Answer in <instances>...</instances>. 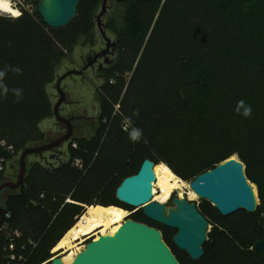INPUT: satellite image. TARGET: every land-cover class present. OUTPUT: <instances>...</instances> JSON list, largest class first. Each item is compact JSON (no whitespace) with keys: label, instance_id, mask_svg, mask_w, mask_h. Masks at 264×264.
Returning a JSON list of instances; mask_svg holds the SVG:
<instances>
[{"label":"trees","instance_id":"trees-1","mask_svg":"<svg viewBox=\"0 0 264 264\" xmlns=\"http://www.w3.org/2000/svg\"><path fill=\"white\" fill-rule=\"evenodd\" d=\"M23 2L19 17L0 13V71L9 89L0 95V184L26 148L45 140L42 126L54 117L52 86L80 44L96 46L103 0H80L63 29L44 23L39 0ZM108 7L104 18L117 59L104 72L101 134L77 140L70 163L57 173L29 166L21 188L2 204L11 229L22 234L19 244H36L23 252L26 264L52 258L86 206H118L103 195L114 196L144 160L194 180L232 157L244 163L260 205L254 214L228 217L201 205L212 229L200 261L176 248L174 230L142 212L137 220L162 232L180 264H264V252L253 250L264 239V0H109ZM14 88L23 90L19 102ZM240 100L251 116L235 111ZM124 117L142 129L140 141L123 130Z\"/></svg>","mask_w":264,"mask_h":264},{"label":"water","instance_id":"water-1","mask_svg":"<svg viewBox=\"0 0 264 264\" xmlns=\"http://www.w3.org/2000/svg\"><path fill=\"white\" fill-rule=\"evenodd\" d=\"M108 1L103 0L101 9L95 16V23L97 32L106 43L101 56L110 55L115 58L117 42L109 37L104 18L109 8ZM79 3L80 0H39L38 11L47 26L63 29L75 19ZM114 58L109 65L114 62ZM81 73L82 71H69L57 77L56 85L62 98L54 106V115L59 122H68L59 114L64 99V93L60 90L61 83L66 78ZM69 138L70 133L54 143L26 148L19 157L20 172L17 182L3 183L0 185V193L21 188L30 156L52 151ZM67 164L68 162H62L59 169ZM156 166L154 161L144 160L138 173L125 178L117 188L116 200L129 208L141 209L147 219L174 230L172 241L176 248L187 254L192 261H200L205 256L204 246L209 241L210 222L201 214L198 205L186 197H172L170 204L153 201L157 182L154 171ZM190 188L200 200L211 203L224 217L240 211L254 214L259 206L258 193L246 176V167L236 157L198 175L190 183ZM6 213V209L0 205V226ZM80 219L81 217L78 221ZM262 222L264 225V216ZM253 250L264 252V239L255 243ZM50 264H180V262L165 243L160 230L128 218L114 235L105 234L88 241L71 263H65L62 257H57Z\"/></svg>","mask_w":264,"mask_h":264},{"label":"flooded vegetation","instance_id":"flooded-vegetation-1","mask_svg":"<svg viewBox=\"0 0 264 264\" xmlns=\"http://www.w3.org/2000/svg\"><path fill=\"white\" fill-rule=\"evenodd\" d=\"M105 48L106 46L88 48L89 50L87 53L82 52V55L79 57L82 65H76L78 60L74 59V63L67 65L65 67V71L62 70L60 73L61 75H64L69 71H82L80 75H72L63 80L60 86V90L64 93V99L62 105L60 106L59 114L62 119L68 122H59L55 115H53L54 117L45 123V127L47 129L45 140L35 147L54 143L57 140L66 137L69 133L70 138L52 151L30 156L28 158V165L30 167L39 165L45 170L57 173L60 170L59 168L62 162L70 163V149L71 147H77L75 143L77 140H94L101 134L106 122L103 115L102 99V88L106 86V76L104 72L114 63L113 62L111 65L108 64L111 60H113L110 55L101 56V53L105 50ZM90 63H92V65H89ZM51 95L55 104L62 98L56 83L52 86ZM90 131L92 132V135L90 138H87L86 134ZM18 190L6 191L11 194L12 192H17ZM116 190L114 196L110 190L108 193L103 195V198L106 201L113 203L114 198L116 199ZM204 203L209 202L201 200L199 205L197 204L198 208ZM209 204L213 207L211 203ZM111 206L124 209L127 211V216L130 219L139 222L137 219L141 216V209H133L121 204L118 206L110 205L108 207ZM90 240L93 239H89L87 241Z\"/></svg>","mask_w":264,"mask_h":264},{"label":"bare ground","instance_id":"bare-ground-1","mask_svg":"<svg viewBox=\"0 0 264 264\" xmlns=\"http://www.w3.org/2000/svg\"><path fill=\"white\" fill-rule=\"evenodd\" d=\"M2 3H6L7 7H0V13L9 14L12 17L20 16V11L17 10L9 0H2ZM14 13H18V15H15ZM156 177L157 182L155 183L154 196L155 194L156 196L159 195L158 190H160L162 194L160 196L162 204H165V202L170 199L173 190L181 189L186 186V184L179 180L168 168L157 167ZM187 186L191 189L190 185ZM86 209L87 211L77 224L54 248L55 253H61L62 250L67 249L72 244L79 243L85 238H99L101 235L105 234L114 235L119 230L128 215L127 211L115 206L107 208L103 206H89ZM82 246H78L77 251H80ZM76 255L77 254L75 252H71V254L64 258L63 261L65 263H71Z\"/></svg>","mask_w":264,"mask_h":264},{"label":"rangeland","instance_id":"rangeland-1","mask_svg":"<svg viewBox=\"0 0 264 264\" xmlns=\"http://www.w3.org/2000/svg\"><path fill=\"white\" fill-rule=\"evenodd\" d=\"M10 2H11V4L16 8V6L17 5H23V0H9ZM110 6H111V4H110ZM27 9L28 10H33V8L31 7V6H27ZM18 10V9H17ZM4 14V13H3ZM6 15H9V14H6ZM11 16V15H10ZM105 23H106V21H105ZM97 31V30H96ZM108 35H109V37L112 39V40H114L115 38H114V36H113V34H111L110 32H108ZM96 46L98 47V46H100V47H104V46H106V43H105V41L101 38V36H100V34L97 32V35H96ZM95 46V47H96ZM88 48H91L87 43H82V44H80L79 45V49H78V52L75 54V60H78L77 62L78 63H76V65H82L81 64V60H80V55H82V52H86L87 53V51L89 50ZM114 58V57H113ZM112 58V59H113ZM116 59H117V56L114 58V62L116 61ZM63 71H65V68L63 69ZM62 72V71H61ZM61 75V74H60ZM59 75V76H60ZM54 102V101H53ZM56 104H55V102H54V106H55ZM118 109V107H116L115 108V110H117ZM91 135H92V132L90 131L89 133H87L86 134V136H87V138H90L91 137ZM237 158V157H236ZM158 167H161V168H168L167 166H165L164 164H160V165H157ZM28 167H29V165H28ZM19 172H20V164H19V158L18 159H16L15 160V162L14 163H12V164H10L9 165V167H8V169H7V174H6V176H5V181H4V183L5 182H13V183H16L17 182V179H18V176H19ZM155 172H156V174H157V167L155 168ZM175 174V173H174ZM175 176L179 179V180H181L184 184H186V186L185 187H183V188H181V189H175V190H173V192H172V194H171V196H170V199L167 201V202H165V204H170V201H171V199H172V197H179V198H184V197H186V198H188V200H190L191 202H195L196 204H198L199 205V203L201 202V200L198 198V196H196L192 191H191V189H189L188 188V186L187 185H190V183L193 181V179H183V178H181V177H179V176H177L176 174H175ZM3 183H1L0 185H2ZM252 184V183H251ZM253 186H254V189L256 190V192H257V187L254 185V184H252ZM258 193V192H257ZM8 192L6 191V190H4V191H2L1 193H0V205H2L3 204V202L5 201V199L7 198V196H8ZM158 194L159 195H157L156 196V194H155V196H154V198H153V201H158V202H160V203H162L161 202V200H160V196L162 195L161 194V191L160 190H158ZM72 202V201H71ZM259 205H260V201H259ZM96 206H102V205H96ZM87 207H89V206H86L85 208H84V211H83V214H82V216L85 214V212L87 211ZM103 207H105V208H107V206H103ZM112 207V206H111ZM124 210V209H123ZM81 216V217H82ZM78 222V221H77ZM77 224V223H76ZM75 224V225H76ZM74 225V226H75ZM211 229H212V227H211ZM91 238H93V239H97V238H94V237H91ZM90 238H85V239H83L82 241H80L79 243H76V244H72V245H70L67 249H65V250H62L61 251V253H63L61 256H62V258L64 259V258H66V257H68L70 254H71V252H75L76 254H78L80 251H82V249H84L85 248V245L87 244V240H89ZM83 245V246H82ZM78 246H82V249L80 250V251H77V247ZM66 251V252H65ZM60 252V251H59Z\"/></svg>","mask_w":264,"mask_h":264},{"label":"built area","instance_id":"built-area-1","mask_svg":"<svg viewBox=\"0 0 264 264\" xmlns=\"http://www.w3.org/2000/svg\"><path fill=\"white\" fill-rule=\"evenodd\" d=\"M79 163V161H77ZM5 171V167L3 165L0 166V177ZM67 202H71L70 199ZM11 218V214L9 212L6 213L4 221L0 226V264H26L28 258H26L23 252L27 251L30 248L36 247V244L32 241L29 243H20L19 241L22 238V234L20 231H13L10 227L9 221ZM129 217L127 216L126 219ZM3 240V244H2ZM63 253H55L54 249L51 251L52 258H50L44 264H50V262L57 258L62 257Z\"/></svg>","mask_w":264,"mask_h":264},{"label":"clouds","instance_id":"clouds-1","mask_svg":"<svg viewBox=\"0 0 264 264\" xmlns=\"http://www.w3.org/2000/svg\"><path fill=\"white\" fill-rule=\"evenodd\" d=\"M0 7H7L6 3H2V0H0ZM14 72H21L20 69H13ZM5 76V72L4 71H0V95H7V93L9 92V89L7 88L6 85H4L2 83V80ZM22 89L19 88H14L11 89V92L13 93V95L16 97V101L19 102L20 100H22L23 96H22ZM235 111L238 114H242L244 117H249L252 114V108L250 105H246L245 102L243 100H240L237 102L236 105V109ZM133 115L138 116L139 115V111L138 110H134L133 111ZM122 127L123 130L128 132V136L129 139L132 142H138L141 140L142 137V129H139L137 127L133 126V122L131 120L130 117H124L122 120Z\"/></svg>","mask_w":264,"mask_h":264},{"label":"crops","instance_id":"crops-1","mask_svg":"<svg viewBox=\"0 0 264 264\" xmlns=\"http://www.w3.org/2000/svg\"><path fill=\"white\" fill-rule=\"evenodd\" d=\"M42 130H43V132H44L45 135H46L47 129H46V127H45V123H44L43 126H42Z\"/></svg>","mask_w":264,"mask_h":264},{"label":"snow or ice","instance_id":"snow-or-ice-1","mask_svg":"<svg viewBox=\"0 0 264 264\" xmlns=\"http://www.w3.org/2000/svg\"><path fill=\"white\" fill-rule=\"evenodd\" d=\"M15 15H18V13H14Z\"/></svg>","mask_w":264,"mask_h":264}]
</instances>
